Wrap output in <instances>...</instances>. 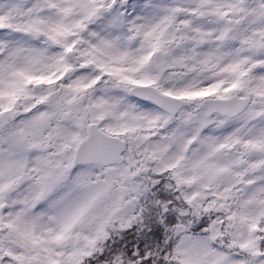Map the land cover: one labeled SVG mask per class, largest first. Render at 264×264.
Segmentation results:
<instances>
[{
  "label": "snow or ice",
  "instance_id": "snow-or-ice-1",
  "mask_svg": "<svg viewBox=\"0 0 264 264\" xmlns=\"http://www.w3.org/2000/svg\"><path fill=\"white\" fill-rule=\"evenodd\" d=\"M0 264H264V0H0Z\"/></svg>",
  "mask_w": 264,
  "mask_h": 264
}]
</instances>
